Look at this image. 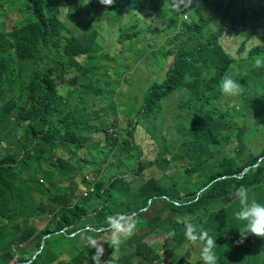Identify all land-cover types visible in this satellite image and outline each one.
I'll list each match as a JSON object with an SVG mask.
<instances>
[{"label": "clouds", "instance_id": "9594fccd", "mask_svg": "<svg viewBox=\"0 0 264 264\" xmlns=\"http://www.w3.org/2000/svg\"><path fill=\"white\" fill-rule=\"evenodd\" d=\"M180 1L176 19L175 0H136V9L128 0H84L85 7L94 5V9L68 20L67 30L80 34L85 31L79 27L91 25L88 17L103 24L136 27L161 12L162 31L136 46L127 45L115 70L108 69L105 60L97 65L92 58L96 48L108 46L107 34L104 41L94 35L90 38L96 44L90 54L72 56L67 49L57 52L60 61L51 66L52 79L73 102L91 87L94 76L115 82L124 77L125 81L117 86L112 101L99 106L97 113L106 124L96 138L87 140L91 146L103 137L102 144L114 148L118 156L83 154L80 159L68 151L67 165L59 175L69 173L60 183L70 178L81 182L78 196L71 198L73 209L81 201L87 202V207L100 205L98 183L109 176L113 181H128L129 192L145 185L142 179L175 180V231L168 233L173 240L164 234L148 235L149 246L163 254L159 262L155 254L150 255L155 262L152 264H264V204L256 199L249 202V188L241 185L255 169L260 168L264 175V0ZM60 9L67 19L71 5ZM167 20L172 28L165 26ZM14 26L11 20V30ZM167 40L175 42V53H169L174 48L161 52V41ZM160 57L168 61L167 71L175 68V85L153 105L147 101V94L164 82L137 89L133 82L150 78V69ZM151 62L154 65L148 68ZM132 98L135 103L130 105ZM140 134L151 143V154L147 153L148 146L139 142ZM138 175L139 183L135 180ZM238 185L237 224L226 220L220 199L201 206L206 193H221ZM151 203L149 200L147 207L139 206L130 213L108 215L107 226L87 225L76 230L75 224L63 226L45 236L41 247L28 254L26 261L16 264L37 261L53 235L76 238L86 231L101 233L98 239L93 235L81 237L85 246L95 249L94 264H111V259L106 261L111 256L105 251L106 244L114 249L112 256L117 261L137 264L131 245L136 236L145 233L137 224ZM69 208H64L67 211L62 215V207L58 210L59 222L67 220ZM105 236L110 237L106 240ZM123 243L131 259L121 258ZM27 247L24 241L15 244L19 258Z\"/></svg>", "mask_w": 264, "mask_h": 264}, {"label": "trees", "instance_id": "16d2710c", "mask_svg": "<svg viewBox=\"0 0 264 264\" xmlns=\"http://www.w3.org/2000/svg\"><path fill=\"white\" fill-rule=\"evenodd\" d=\"M128 1L133 9L137 8L136 0ZM180 3V0H175V19ZM67 4L71 5V9L68 18L64 19L60 8ZM94 7H85L84 0H0V224L6 221L0 226V264L26 261L28 254L41 247L45 236L60 231L63 226L75 224L74 230L87 225L107 226L108 215L126 214L139 206L147 207L149 200L152 203L137 224L138 229L145 233L136 236L131 245L137 264L155 263L149 257H154V254L156 262L163 258V254L155 253V248L146 241L149 234L168 235L170 231H175V180L164 182L155 177L142 179L145 185L130 192L126 180L113 181L114 177L109 176L107 184L102 179L97 191L100 205L87 207V202L81 201L80 206L69 209L65 222L57 220L61 208L58 200L66 195L65 192L76 198L81 188L78 179L70 178L60 183L69 173L65 171L59 175L67 165L68 151L80 159H83V154L106 158L118 156L114 148L103 145L102 141L95 140L89 146L87 140L93 134H100L99 130L106 124L105 118L97 113L99 106L112 101L117 86L121 81L125 83L124 77L115 82L111 78L102 81L94 76L91 87L77 102H73L52 79L54 71L51 66L60 61L57 52L67 49L72 56L90 54L96 45L94 41L90 42V38L94 35L103 40L107 34L110 39L108 46L105 44L101 49L96 48L92 58L97 65L105 60L107 68L115 70L127 45L136 46L162 31L161 12L136 27L111 22L103 24L88 17L91 25L79 27L85 33L72 34L67 30L68 20L82 11L90 12ZM11 20L15 22L12 30ZM169 53H175V48ZM152 65L154 62L147 67ZM166 74L164 84L152 87L147 94V101L153 105L159 104L175 85V68L171 66ZM112 105L116 104L112 102ZM128 165L132 166V163ZM161 172L164 173V170ZM139 177L135 178L137 183ZM241 185L249 188V202L256 199L264 204V175L260 168L249 173ZM241 185L221 193H206L201 206L211 205L220 199L226 220L237 224L240 220L236 219L235 213L240 210V204L235 191ZM124 192L130 194V198L123 199L121 203L115 200ZM104 197L106 202L101 203ZM45 204L50 212L49 219L41 214ZM94 211L98 214L91 215ZM35 222H44L45 227L38 230ZM92 234L97 239L101 235L86 231L76 238L63 234L48 238L45 251L32 264H52L55 261H63L62 264H94L92 256L95 249L85 246L81 238ZM171 240L173 237L169 236ZM22 241L28 247L22 250L27 252L19 258L14 247ZM53 248L55 254L51 251ZM104 248L112 256L114 249L109 244ZM120 251L123 260L131 259L126 244L121 245ZM47 256L52 260H48ZM111 256L106 261L111 259V264L122 263L116 260V256Z\"/></svg>", "mask_w": 264, "mask_h": 264}, {"label": "rangeland", "instance_id": "374dc122", "mask_svg": "<svg viewBox=\"0 0 264 264\" xmlns=\"http://www.w3.org/2000/svg\"><path fill=\"white\" fill-rule=\"evenodd\" d=\"M252 16V15H251ZM165 26H169L170 28L173 27L172 23L170 20H167V22L165 23ZM175 46V42H173V40H167L164 43L161 41V52H164L166 50H169L170 48H174ZM167 63L168 61L164 58V57H160L159 60L156 62L155 67L152 70V76L150 78L144 79L141 83L137 82V80H134L133 85L135 87V89L139 88L141 85L143 87H150L153 84H161L166 80L167 74H166V67H167ZM135 103V99L132 98L130 99V105H133ZM1 131V128H0ZM90 138H96V136L93 134ZM100 140L105 141L103 137H98ZM139 142L146 144L148 146L147 148V153L151 154L153 151V147L151 145V143L149 141L146 140V138L143 135H139L138 136ZM109 181V177L105 178V183H108ZM71 195L66 194L64 196H62L59 200L58 203L59 205L62 207L60 214L62 215L65 211H67L64 208H71ZM127 194L124 192L121 194V196L117 199L118 202H122L123 199H127ZM114 206V204L112 205ZM69 208V209H70ZM41 214L43 216H46L48 218L49 215V209H48V205L45 204L42 208H41ZM30 214H28L29 216ZM49 219V218H48ZM29 221V220H28ZM6 221L3 220V223L0 224V226H2L3 224H5ZM27 224V223H26ZM34 225H36L38 227V230H42L43 227H45V223L44 222H35ZM93 236H95L97 238L96 235L92 234ZM52 237H56L55 235H53ZM110 236H105L104 239L108 240ZM52 253L55 254V248H53ZM57 252H59V250H56ZM48 260H52V257L47 256ZM175 260H171V262H174ZM63 262V261H61ZM59 264H62V263ZM52 264H57V261L53 262Z\"/></svg>", "mask_w": 264, "mask_h": 264}, {"label": "water", "instance_id": "95a60500", "mask_svg": "<svg viewBox=\"0 0 264 264\" xmlns=\"http://www.w3.org/2000/svg\"><path fill=\"white\" fill-rule=\"evenodd\" d=\"M44 243H45V241H44Z\"/></svg>", "mask_w": 264, "mask_h": 264}]
</instances>
